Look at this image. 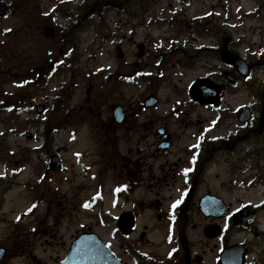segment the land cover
Segmentation results:
<instances>
[{
	"label": "flooded vegetation",
	"instance_id": "flooded-vegetation-1",
	"mask_svg": "<svg viewBox=\"0 0 264 264\" xmlns=\"http://www.w3.org/2000/svg\"><path fill=\"white\" fill-rule=\"evenodd\" d=\"M128 1L0 0V75H17L20 70H25L21 75H75L82 60L80 33L95 25V19L107 8L120 12L115 14L118 20L109 25L114 42L112 62L107 67L111 91L123 87L130 76L156 86L168 65H189L188 60L169 62L162 52H153L142 43V51L138 43L137 61L128 59L129 53L122 49L129 39L128 19H124L130 9ZM136 18L134 24L142 25L141 16ZM48 28H52V35ZM221 44L217 40L218 57ZM234 44L232 39L229 48L241 54ZM37 51L42 54L35 55ZM225 70L236 75L235 84L225 78ZM219 72L218 82L224 90L220 99L202 105L190 99V86L187 89L188 104L215 113L208 120L196 119V124L203 125L199 130L172 131L167 124L171 116L180 118L178 107L170 106L171 116L157 115L161 99L150 87L138 101L139 112L128 110L122 100L112 102L105 115L99 114L96 101L81 106V111L95 115L92 132L97 160L114 187L109 191L104 218L108 227L105 241L121 264H264V164L255 163L253 179H225L226 164L233 171L242 169L238 164L241 158L227 155L235 151L240 157L264 154V122L260 117L264 102L261 111L257 105H249L253 115L247 122L239 119V105L228 113L235 118L236 128L222 130L225 95L241 79L234 66L221 63ZM150 96L158 98L156 104L147 101ZM184 126L189 124L184 122ZM242 146L246 148L243 152ZM63 170L64 164L60 172ZM100 174L98 170L95 177ZM211 175L215 177L209 179ZM90 230L93 227L77 231L72 240ZM9 250L6 247L0 264L18 256ZM12 250L27 252L28 247ZM69 250L63 247L56 264L62 263ZM31 253L27 255L35 264H44Z\"/></svg>",
	"mask_w": 264,
	"mask_h": 264
},
{
	"label": "rangeland",
	"instance_id": "rangeland-1",
	"mask_svg": "<svg viewBox=\"0 0 264 264\" xmlns=\"http://www.w3.org/2000/svg\"><path fill=\"white\" fill-rule=\"evenodd\" d=\"M135 4H143L144 8ZM129 8L124 16L128 19L129 39L122 47L129 53V60L137 61L142 43L153 52L164 53L169 62L188 60L189 65H168L156 86L151 87L150 81L142 77L131 80L130 76L123 87L111 91L107 67L112 62L114 42L109 25L118 20L115 14L120 12H109L111 8H107L95 19V25L80 33L82 60L75 75H21L25 70L17 75H0V246L10 248L12 255L18 254L6 264H35L32 256L27 255L30 252L43 259L44 264H56L63 247H68L83 227H93L106 238L108 227L104 218L109 191L114 187L97 160L92 132L95 115L81 111V106L89 105L87 101H96L99 114L103 115L118 100L128 110L139 112L142 94L156 89L161 99L157 115L171 116L170 106L178 107L176 114L180 118L171 116L168 120L172 131L199 130L203 125L196 124V119L208 120L215 113L188 104L187 89L194 79L207 74L220 80L221 62L213 48L217 40L231 35L235 48L256 68L249 81L242 80L225 95L222 130L236 128L235 118L228 113L239 105L250 103L257 105L258 111L262 109L264 0H130ZM135 16H141L142 25L134 24ZM202 45L208 51L197 54L196 48ZM38 54L42 52L35 53ZM64 84L68 87L63 88ZM89 87L92 92L87 93ZM62 95L65 98L60 105L58 97ZM36 103L46 105L42 115H37ZM184 122L189 126H184ZM25 131H31L33 138L28 139ZM245 149L242 146L240 151ZM236 153L227 157L241 158L238 164L242 169L233 171L226 164L225 179H253L254 165L264 164V154L254 152L240 157ZM52 154L62 159V172L49 168ZM98 170L99 178L95 177ZM19 247L28 250H12Z\"/></svg>",
	"mask_w": 264,
	"mask_h": 264
},
{
	"label": "water",
	"instance_id": "water-1",
	"mask_svg": "<svg viewBox=\"0 0 264 264\" xmlns=\"http://www.w3.org/2000/svg\"><path fill=\"white\" fill-rule=\"evenodd\" d=\"M51 34V33H49ZM222 59L227 63H233L238 65L239 70L243 76H247L249 74V66L247 65L246 61L240 58L237 55L230 54L227 47L225 46L222 50ZM233 80V79H232ZM207 84L205 80H199L193 85L192 90V97L196 100L199 99L200 96L204 98L202 103H207L210 97H217L220 94V88L218 87H210L209 94L204 96V86ZM45 106L43 104L37 105V112L40 114L44 111ZM248 116L247 113H243L241 120L245 121ZM263 120H264V113H263ZM27 137L31 138L32 135L30 133L26 134ZM61 163L57 156L51 157V168L57 170L60 168ZM99 243L104 245V242L99 239ZM91 244V240L89 239H79L73 244L72 249V260L74 264H103V260H107L109 258L108 249L107 247H89L88 245ZM92 254V255H91Z\"/></svg>",
	"mask_w": 264,
	"mask_h": 264
},
{
	"label": "snow or ice",
	"instance_id": "snow-or-ice-1",
	"mask_svg": "<svg viewBox=\"0 0 264 264\" xmlns=\"http://www.w3.org/2000/svg\"><path fill=\"white\" fill-rule=\"evenodd\" d=\"M178 203H180V201H177V204H178ZM87 206H88V205H86V207H87Z\"/></svg>",
	"mask_w": 264,
	"mask_h": 264
}]
</instances>
